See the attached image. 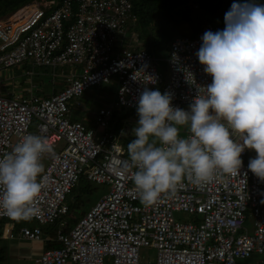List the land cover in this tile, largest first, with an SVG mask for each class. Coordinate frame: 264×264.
Instances as JSON below:
<instances>
[{
	"label": "built area",
	"instance_id": "1",
	"mask_svg": "<svg viewBox=\"0 0 264 264\" xmlns=\"http://www.w3.org/2000/svg\"><path fill=\"white\" fill-rule=\"evenodd\" d=\"M136 20L131 0H31L0 18V87L9 80L3 71L28 63L52 69L53 77L61 68L63 75L62 86L49 95L36 93L32 82H11L0 93V155L26 134L41 135L53 147L43 157L36 213L22 221L18 236L43 242L44 225L57 224L49 241L59 246L45 247L35 257L39 264H264L247 261L253 253L264 254V182L247 169L248 149L241 154L240 177L218 174L200 187L185 181L174 194L145 206L119 134L103 131L96 137V126L113 128L120 109L136 110L145 87L169 92L172 105L187 110L198 88L211 83L195 53L205 31L219 30L215 25L207 22L195 34L175 37L161 58L131 45ZM148 76L156 82H147ZM112 81L114 100L93 112L96 126L72 119L90 87ZM60 141L64 145L56 150ZM81 177L107 190L70 225L66 198ZM176 212L192 217L178 220ZM14 221L0 210V237H15ZM141 247L155 249L154 261L140 258Z\"/></svg>",
	"mask_w": 264,
	"mask_h": 264
},
{
	"label": "clouds",
	"instance_id": "2",
	"mask_svg": "<svg viewBox=\"0 0 264 264\" xmlns=\"http://www.w3.org/2000/svg\"><path fill=\"white\" fill-rule=\"evenodd\" d=\"M224 25L200 37L195 55L211 83L198 88L187 110L172 105L169 92L145 87L139 95L127 154L145 206L174 194L185 181L200 187L218 174L240 177L246 149L256 154L247 169L264 182V4L234 0ZM52 151L41 135L26 134L0 155V210L8 217L26 221L35 215L43 157Z\"/></svg>",
	"mask_w": 264,
	"mask_h": 264
},
{
	"label": "rangeland",
	"instance_id": "3",
	"mask_svg": "<svg viewBox=\"0 0 264 264\" xmlns=\"http://www.w3.org/2000/svg\"><path fill=\"white\" fill-rule=\"evenodd\" d=\"M31 1V0H30ZM190 9L194 8L198 10V6L195 2H190L189 4ZM9 13V12H8ZM8 13H5L0 16V18H6L8 17ZM194 16V15H192ZM189 18L181 17L179 21L176 22V25L173 27L175 31H178V36L181 34H189L191 33V25H190ZM207 20L202 19L200 21V27L207 23ZM155 26V23H153V27ZM141 33V31H139ZM137 30H134L132 34V46L137 47H146V44L144 43V37L143 39L140 37V33ZM177 36V35H175ZM158 53V52H157ZM163 53V51L161 52ZM159 54V53H158ZM167 55V54H166ZM162 57H165V55H162ZM160 65H163L166 69V62L165 60L160 61ZM26 69H32L34 71V74L32 76L24 75V72ZM64 70L66 72L71 71V67L65 66ZM55 71V77H53L52 69H49L47 67H40V66H32L30 63L26 64L25 66L21 67H12L8 70L3 71L2 75L4 74V78L9 79L6 81L4 79V83L2 87H11L13 82V85H19V86H27L30 82L34 86L37 87L38 92L43 95H49L52 91L58 90L63 83V75L60 74L61 68L54 69ZM0 87L1 89H3ZM115 89H116V83L112 81L111 83H104L98 86L90 87L84 95L81 97V101L85 104H91L94 108L98 109L102 106H106L107 104H111V102L114 100L115 95ZM3 91V90H2ZM1 92V91H0ZM76 108V107H75ZM91 107V109H94ZM77 109V108H76ZM76 109L74 112H76ZM93 111V110H91ZM78 112H81V108L78 107L77 113H73L72 119H79L77 117ZM85 116L90 115V112L87 108L84 109L82 112ZM118 115V118L115 119L113 128L110 126L108 127H102V126H96L93 120V125L96 126V137L100 136L103 131H106L110 134H119L118 141L119 144L122 146V148L125 151L126 156L127 154V144L129 141L134 139L132 135V129L136 125V122L138 120V116L136 113V110H130L127 109L119 110L116 112ZM122 131L125 133V135H121ZM64 142L60 141L57 144L56 150H59L61 147H63ZM249 157L254 158L255 152L254 150H249ZM43 165L44 167L47 164V160L43 158ZM107 190V186L103 184H97L93 182L86 181L83 177H81L77 185L71 190V192L67 195L66 201L71 207V221H75V219L82 215L85 211H87L91 205H93L97 199L105 193ZM73 201V203H71ZM175 218L178 220H189L192 215L188 213H180L176 212L174 214ZM24 222L22 221H14L12 222L13 226V233L15 234V237L13 238H2L0 237V264H39L34 259L35 257L44 249V241L46 243L49 241V235H53L57 224L52 225H44L43 231L46 233L45 240L42 242H35V241H29L24 238H21L18 236L17 228H19L21 225H23ZM3 224H0V232L2 230ZM245 227L251 231V220L248 218ZM140 258L142 260H149L154 261L156 251L155 249L151 247H141L139 249ZM259 259H264V254H257L253 253L250 258L247 259L248 262H253Z\"/></svg>",
	"mask_w": 264,
	"mask_h": 264
},
{
	"label": "trees",
	"instance_id": "4",
	"mask_svg": "<svg viewBox=\"0 0 264 264\" xmlns=\"http://www.w3.org/2000/svg\"><path fill=\"white\" fill-rule=\"evenodd\" d=\"M30 0H0V16L11 13ZM133 11L137 20L134 29L141 31L140 37L146 47L155 55H165L170 42L178 36V31L173 27L181 17L189 18L191 33L195 34L200 29V21L207 20L219 30L224 28V14L230 9L234 0H131ZM190 2H195L198 10L191 8ZM264 4V0H255ZM8 13V14H9ZM194 15V16H192ZM153 23L155 26L153 27ZM177 35V36H175ZM183 35V34H181ZM163 51V53H161ZM159 54H158V53ZM75 221H71L73 224ZM51 235L50 237H52ZM58 243L50 240L46 247H57Z\"/></svg>",
	"mask_w": 264,
	"mask_h": 264
},
{
	"label": "crops",
	"instance_id": "5",
	"mask_svg": "<svg viewBox=\"0 0 264 264\" xmlns=\"http://www.w3.org/2000/svg\"><path fill=\"white\" fill-rule=\"evenodd\" d=\"M158 56V55H157ZM158 57H161V56H158ZM161 58H164V57H161ZM3 78H4V76H3ZM7 81V80H6ZM1 85H3V83H1ZM3 88V91L1 90V88H0V93H5V88H7V87H2ZM37 90V89H36ZM35 90V91H36ZM36 93H38V94H40V92H38V91H36ZM40 95H43V94H40ZM114 99V98H113ZM108 105V104H107ZM91 107L92 108H94L93 106H91V104H85V103H83L82 102V104H81V112H78V114H77V117H79V118H83L84 120H85V122L87 123V124H91V125H93V112L96 110V108H94V109H91ZM85 108H87L88 110H89V112H90V115H87V116H85L82 112L84 111V109ZM78 109V108H77ZM77 109H76V112L75 113H77ZM91 110H93V111H91ZM132 111V110H131ZM45 246H46V244H44V248H45ZM35 260V259H34Z\"/></svg>",
	"mask_w": 264,
	"mask_h": 264
},
{
	"label": "bare ground",
	"instance_id": "6",
	"mask_svg": "<svg viewBox=\"0 0 264 264\" xmlns=\"http://www.w3.org/2000/svg\"><path fill=\"white\" fill-rule=\"evenodd\" d=\"M24 11V9L23 10H21L20 12H23ZM19 12H17L16 14H18Z\"/></svg>",
	"mask_w": 264,
	"mask_h": 264
}]
</instances>
